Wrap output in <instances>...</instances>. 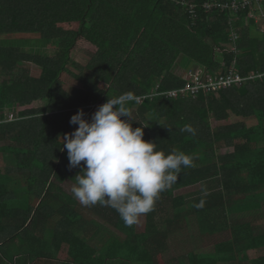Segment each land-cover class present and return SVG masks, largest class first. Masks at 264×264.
I'll use <instances>...</instances> for the list:
<instances>
[{"label": "trees", "instance_id": "16d2710c", "mask_svg": "<svg viewBox=\"0 0 264 264\" xmlns=\"http://www.w3.org/2000/svg\"><path fill=\"white\" fill-rule=\"evenodd\" d=\"M235 1L245 0H0V34L14 41L0 42V70L11 77L0 85V155L14 162L0 165V228L5 218L21 216L17 229L38 244L28 225L48 227L58 214L72 215V234L61 230L54 243L66 242L74 261L162 264L165 242L183 235L193 219L202 238H229L213 254L186 255L189 264H264V255H248L264 249V232L235 218L264 206L256 198L264 195V32L253 5L237 15L224 9ZM32 43L39 48H27ZM77 48L90 54L85 67L72 61ZM26 63L40 75L21 68ZM236 70L244 79L255 77L242 87L167 94L191 87V73L209 82ZM128 92L139 97L129 105L138 120L132 127L148 124L145 140L193 158L144 224L131 227L114 209L82 206L56 183L74 171L60 145L78 127L70 118L83 109L90 120L110 97ZM185 125L195 134L183 131ZM17 183L26 188L22 196ZM84 208L122 239L105 235L91 247L75 232Z\"/></svg>", "mask_w": 264, "mask_h": 264}, {"label": "clouds", "instance_id": "9594fccd", "mask_svg": "<svg viewBox=\"0 0 264 264\" xmlns=\"http://www.w3.org/2000/svg\"><path fill=\"white\" fill-rule=\"evenodd\" d=\"M138 103L139 97L131 92L110 97L90 120L80 109L70 118L78 127L60 137L69 168H80L71 189L74 198L85 207L99 204L114 209L128 227L153 211L182 170L193 166V158L184 152H166L145 140L148 124L132 127L138 120L129 105ZM183 131L195 134L190 125Z\"/></svg>", "mask_w": 264, "mask_h": 264}, {"label": "crops", "instance_id": "0c3cea01", "mask_svg": "<svg viewBox=\"0 0 264 264\" xmlns=\"http://www.w3.org/2000/svg\"><path fill=\"white\" fill-rule=\"evenodd\" d=\"M67 180H69L67 178ZM66 180V181H67ZM65 182H59L62 188V184ZM70 181V180H69ZM75 184L74 182H72ZM20 196L25 194V187H19L18 183L16 184ZM65 190V186L63 188ZM66 191V190H65ZM67 194V193H66ZM74 198L73 194H68ZM75 199V198H74ZM82 213L79 217L82 218L83 222L77 224L75 227V232H79L85 237V240L91 247H96L97 244L103 239L105 235H110L116 239H122V234L111 226L107 225L101 218L90 213L86 208L82 209ZM145 218V215L142 216ZM72 215H61L58 214L53 220V224H49L48 227H36L34 224L28 225V231L33 233L35 236H38L43 243H36V241L28 240V237H25L28 233H23L22 229H17L21 226V216L7 217L4 219L5 223L0 228V264H92L87 259H80L81 261H74L69 256V245L66 242L55 244V234L62 230L68 235L72 234V229L74 225L71 224L70 219H73ZM55 220V221H54ZM60 221V223H59ZM100 222H103L101 224ZM62 223V224H61ZM106 225V226H105ZM113 230L114 232H108V229ZM184 234V233H183ZM182 235L181 233L178 234ZM175 236H170L165 242V248L162 250L163 253V262L162 264H189L186 259V256L175 257L174 259L168 260L166 255L169 251V241L174 243V248H178L179 253H182V246L179 241H175ZM31 242V244H30ZM179 243V245H177ZM251 252H260L264 254V249L262 250H253L248 253L250 257ZM195 254H200L196 253ZM263 256V255H260ZM259 256V257H260ZM251 258V257H250ZM258 258V257H257ZM256 258V259H257ZM97 264H137L132 262L125 261H108L105 263ZM153 264H159L158 262H153Z\"/></svg>", "mask_w": 264, "mask_h": 264}, {"label": "rangeland", "instance_id": "374dc122", "mask_svg": "<svg viewBox=\"0 0 264 264\" xmlns=\"http://www.w3.org/2000/svg\"><path fill=\"white\" fill-rule=\"evenodd\" d=\"M258 21H259L260 25L262 26L260 28L264 32V21H261V20H258ZM7 40H10V38H8L7 35H1L0 34V42L1 41L2 42L7 41ZM9 42L10 43L14 42L13 38H11V40ZM36 44L37 43H32L31 47L29 46L27 48H30V49L34 48V50H36L39 48L36 46ZM40 47H41V49H44L43 52L52 53L51 49H53V48H51V47L44 48L45 46H43V44H41ZM89 60H90V54H88L87 52H85L84 50H82L80 48H77L74 51V53L72 54V61L79 66L85 67L89 63ZM23 65L21 66V68L22 67L28 68L33 77H38L40 75L41 70L37 66L29 64V63L23 64ZM72 70L75 71L74 68H72ZM181 71L182 70L180 67L174 68L175 73H179ZM254 77H252V78H254ZM258 77L261 78L262 76H258ZM10 80H11V77H9L8 75H5L0 70V85L4 81H10ZM65 89H67V91H71L70 84H66ZM6 114H7V117L9 120H11L14 117V113H13L12 109H7ZM0 165L11 167L14 165V162L9 157L0 155ZM79 170H80V168H74V171H72L70 174V177H68V179L70 181L67 180L66 183L62 184L63 188L65 186V190H66L67 194L72 195L71 189L75 185L72 182L75 183L74 177L78 174ZM199 188H200V186L197 188L193 187L191 189L182 190L181 193H183V192L188 193V192L197 190ZM256 198L264 201V195H257ZM241 200L246 201V197H242ZM235 218L238 219L240 222L252 223L253 227L255 228L257 233L264 232V206L261 208V210L258 211V213H256V211H255V213L251 214L250 211H248V213L236 215ZM144 222H145V218L141 217L139 220V223L141 225H143ZM100 223L104 225L103 222H100ZM108 232H114V231L113 230L111 231V229L109 228ZM183 233H184L183 235H179L178 237L174 238V240L177 239L175 241H179L181 243V245H183L182 246V248H183L182 253L178 252L179 247L174 248V243L172 241H169V251L166 255L168 260L174 259L175 257H179V256H186V255H188L190 253H194V252L200 253V254H213L215 252L216 244L219 243L220 241L224 240V239L229 238L228 234L225 236H221V237L209 238V236H208V237L202 238L200 236V232H199V229L196 225V222L193 219H191L189 225L187 226V229H185ZM175 236H177V235H175ZM177 245H179V243ZM260 255H264V254H261L260 252H251L250 253L251 259H256Z\"/></svg>", "mask_w": 264, "mask_h": 264}, {"label": "built area", "instance_id": "2783aa9c", "mask_svg": "<svg viewBox=\"0 0 264 264\" xmlns=\"http://www.w3.org/2000/svg\"><path fill=\"white\" fill-rule=\"evenodd\" d=\"M183 5L189 7V9L192 11L194 9V5L191 3H185L183 2ZM253 5L255 11H259L260 15L257 16V22L258 20L264 21V0H255L254 3H252L251 0H245L243 4H239L238 2H233L231 5L224 6V9H228L232 12V14L239 13L240 10L246 9L248 6ZM233 14V15H234ZM190 76L192 77V86L187 87L186 90H179V91H173L167 93L170 97L177 98L179 94H182L186 91H189L191 94H197L200 89H218L220 86H223L225 88L237 84V86L242 87L246 82H248L250 79H253L251 76L250 79H244L241 77L239 74L238 70L234 71L233 74L225 79L224 77L220 78L219 80L216 81L215 78L213 77H207V80L209 82H204L201 78L200 75H196L191 73Z\"/></svg>", "mask_w": 264, "mask_h": 264}]
</instances>
